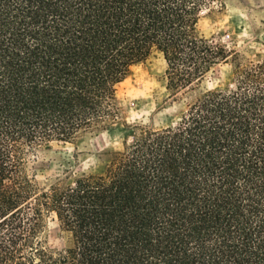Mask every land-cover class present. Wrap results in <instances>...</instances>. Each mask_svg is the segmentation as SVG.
I'll return each mask as SVG.
<instances>
[{"label":"trees","instance_id":"trees-1","mask_svg":"<svg viewBox=\"0 0 264 264\" xmlns=\"http://www.w3.org/2000/svg\"><path fill=\"white\" fill-rule=\"evenodd\" d=\"M203 1L0 0V264H264V60L102 173L42 189L28 170L37 148L115 123L119 86L154 54L174 93L238 60L201 35Z\"/></svg>","mask_w":264,"mask_h":264},{"label":"rangeland","instance_id":"rangeland-1","mask_svg":"<svg viewBox=\"0 0 264 264\" xmlns=\"http://www.w3.org/2000/svg\"><path fill=\"white\" fill-rule=\"evenodd\" d=\"M199 29L205 38L239 53V59L217 65L202 83L178 93L168 90V66L161 54L137 64L119 86L120 118L115 123L73 143H48L30 155L28 170L40 188L104 172L110 155L130 144L140 129L176 126L202 93L232 88L239 63L264 60V0H204ZM41 237L54 251L68 246V235L54 215H46Z\"/></svg>","mask_w":264,"mask_h":264}]
</instances>
